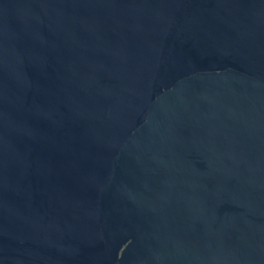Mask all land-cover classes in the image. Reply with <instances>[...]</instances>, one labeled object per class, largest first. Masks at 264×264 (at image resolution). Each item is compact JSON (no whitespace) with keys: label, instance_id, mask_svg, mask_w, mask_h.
<instances>
[{"label":"water","instance_id":"95a60500","mask_svg":"<svg viewBox=\"0 0 264 264\" xmlns=\"http://www.w3.org/2000/svg\"><path fill=\"white\" fill-rule=\"evenodd\" d=\"M0 264H264V0H0Z\"/></svg>","mask_w":264,"mask_h":264}]
</instances>
